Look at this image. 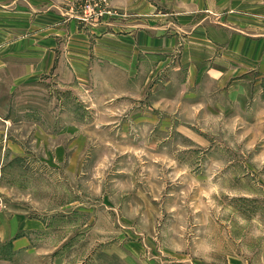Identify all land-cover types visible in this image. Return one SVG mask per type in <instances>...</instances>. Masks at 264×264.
<instances>
[{
    "label": "rangeland",
    "instance_id": "374dc122",
    "mask_svg": "<svg viewBox=\"0 0 264 264\" xmlns=\"http://www.w3.org/2000/svg\"><path fill=\"white\" fill-rule=\"evenodd\" d=\"M150 2L0 0V264H264V78L124 79L98 34Z\"/></svg>",
    "mask_w": 264,
    "mask_h": 264
},
{
    "label": "crops",
    "instance_id": "0c3cea01",
    "mask_svg": "<svg viewBox=\"0 0 264 264\" xmlns=\"http://www.w3.org/2000/svg\"><path fill=\"white\" fill-rule=\"evenodd\" d=\"M158 8L152 2L132 3L127 25H116L115 20L112 34L104 28L98 34L99 38L113 37L112 46H104L100 53L112 56L113 61H107H112L113 70L123 73L124 79L133 77L134 69L142 68L153 56L178 52L193 88L203 77L219 85L233 79L229 96L238 97L254 86V79L246 81L249 74H257L254 84L260 85L264 78V0H180L174 13ZM97 71L94 65L93 72ZM29 73L25 70L19 77ZM116 74L105 73L114 87H118Z\"/></svg>",
    "mask_w": 264,
    "mask_h": 264
}]
</instances>
